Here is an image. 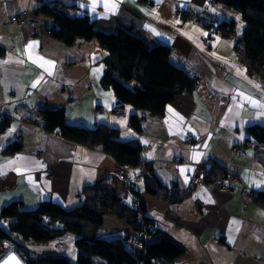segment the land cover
<instances>
[{
	"label": "crops",
	"instance_id": "crops-1",
	"mask_svg": "<svg viewBox=\"0 0 264 264\" xmlns=\"http://www.w3.org/2000/svg\"><path fill=\"white\" fill-rule=\"evenodd\" d=\"M45 3L71 17H89L98 30L123 28L150 46L168 45L170 61L199 83L175 96L161 115L119 103L102 83L107 50L94 38L67 45L52 37L53 19L35 14ZM21 11L35 24L19 23ZM189 12L205 13L207 24L188 22ZM230 19L242 30L239 13L211 0H0V108L9 119L0 132V210L13 200L27 209L45 201L71 208L81 203L85 186L106 182L114 192L128 190L129 201L138 197L145 204L158 232L149 240L164 237L182 250L171 264H264V208L242 195L240 181L222 191L218 183L235 173L253 193L264 191V145L247 130L264 125V107L251 103L264 105V78L249 74L240 59L235 43L241 32L225 36L219 30ZM40 106L63 108L69 124L102 122L119 139L136 140L143 162L168 186L186 188L199 163H212L208 180L179 202L156 198L144 190L145 171L125 175L110 155L29 120ZM117 106L124 115L115 112ZM133 114L140 131L129 124ZM189 132L191 142L185 139ZM12 142L18 150L6 153ZM5 223L0 219L1 227ZM98 234L135 233L108 214ZM136 246L130 239L127 247Z\"/></svg>",
	"mask_w": 264,
	"mask_h": 264
},
{
	"label": "trees",
	"instance_id": "trees-1",
	"mask_svg": "<svg viewBox=\"0 0 264 264\" xmlns=\"http://www.w3.org/2000/svg\"><path fill=\"white\" fill-rule=\"evenodd\" d=\"M211 2L220 3L239 13L243 26L236 38L235 48L246 64L248 73L264 78V0ZM37 13L53 19L49 33L65 44L71 45L78 38H94L107 50L102 83L112 88L121 104H130L161 115L166 104L175 96L190 92L194 87L191 77L170 61V47L166 44L150 46L141 37L123 28L110 32L98 30L89 17H71L56 5L42 4L37 8L35 14ZM217 26L225 36L236 33L234 19L223 20ZM2 52L3 49L0 48V54ZM123 81H132L134 85L129 87ZM29 120L39 123L49 133H57L64 139L103 151L120 166L133 167L130 173L135 169L139 171L138 167L142 166L143 171L139 173L145 171L144 190L156 198L174 203L189 195L187 188H179L177 184H164L151 165L141 159L139 143L136 140L119 139L116 130L106 123L99 122L93 127L69 124L65 120L63 108L50 109L45 106L38 107L35 116ZM8 124L9 119L2 113L0 132ZM129 124L140 131L136 115L129 116ZM247 130L257 144L264 145V125H251ZM18 148L19 145L12 142L4 150L6 153H13ZM208 176L207 168L205 181ZM130 188L135 190L132 185ZM82 193L81 203L71 208H64L50 201L31 209L24 208L19 200L7 203L0 210V219L6 221L4 227L0 226V241H11L25 257V264H95L97 257L103 259L105 264H171L172 259L181 254L182 250L164 237L158 241L148 239L158 232L154 220L145 216L146 206L138 197L131 202L127 199V194L121 197L106 182L87 185ZM252 198L258 206L264 208V191L252 194ZM108 214L115 215L135 234H125L122 237L99 235L104 217ZM67 234H71L73 238L72 257L56 251L33 254L28 247L46 245ZM132 238L136 245H141L136 246V252L127 247Z\"/></svg>",
	"mask_w": 264,
	"mask_h": 264
},
{
	"label": "built area",
	"instance_id": "built-area-1",
	"mask_svg": "<svg viewBox=\"0 0 264 264\" xmlns=\"http://www.w3.org/2000/svg\"><path fill=\"white\" fill-rule=\"evenodd\" d=\"M16 19L19 21V23L21 24H25L27 22L31 23L32 25L35 24V21L32 19H29L26 17V12L25 11H21L17 16ZM187 20L190 23H195V24H199V25H205L208 22L207 19V15L205 13H197V12H189L187 15ZM199 79L195 78L194 79V83H199ZM115 112L119 115H124V110L122 107H116L115 108ZM2 114V110L0 108V115ZM186 141L191 142V140L193 139V134L191 132L187 133L186 137H185ZM249 144H252V142H249ZM233 151L235 154H242L243 150L240 147H233ZM212 164V163H199L196 164L189 182L186 186L187 190L189 192H194L199 186H201L205 180H206V175H207V168L208 166ZM139 171H143V167L139 166ZM122 172L127 175L131 172V170L133 169V167L129 166V165H125V166H121ZM240 181L242 183V188H241V193L244 196H252V194H255L252 192V190H250V187L235 173H230L228 175H226L225 177L221 178L218 183H219V187L220 190H225L227 189L228 184L231 181ZM127 192V191H126ZM124 192H120L119 195L121 197H124V195H126L127 193ZM138 246L141 247L140 244H137ZM15 250V249H13ZM16 252V251H15Z\"/></svg>",
	"mask_w": 264,
	"mask_h": 264
},
{
	"label": "rangeland",
	"instance_id": "rangeland-1",
	"mask_svg": "<svg viewBox=\"0 0 264 264\" xmlns=\"http://www.w3.org/2000/svg\"><path fill=\"white\" fill-rule=\"evenodd\" d=\"M236 32L240 33L241 30L239 28L238 29L236 28ZM73 125H79V124H73ZM72 245H73L72 235L67 234V235H64L63 237H60L56 240H53L47 243L46 245L38 244V245H30L28 247L32 250L33 254H41L43 252L56 251L57 253H65L68 256L72 257L73 252H74ZM0 246H3V248L0 249V256H2L8 250L9 247H12L13 249H15L19 257L23 260V263L25 264V257L23 256L21 252H18L16 250L15 245L11 241L4 239L0 241ZM94 263L95 264H100V263L105 264L104 260L98 257L96 258V262ZM0 264H4V263L1 261Z\"/></svg>",
	"mask_w": 264,
	"mask_h": 264
},
{
	"label": "bare ground",
	"instance_id": "bare-ground-1",
	"mask_svg": "<svg viewBox=\"0 0 264 264\" xmlns=\"http://www.w3.org/2000/svg\"><path fill=\"white\" fill-rule=\"evenodd\" d=\"M0 117H2V114L0 115ZM0 260L4 264H24L23 260L19 257L18 253L13 250L12 247H9L8 250L2 256H0Z\"/></svg>",
	"mask_w": 264,
	"mask_h": 264
},
{
	"label": "snow or ice",
	"instance_id": "snow-or-ice-1",
	"mask_svg": "<svg viewBox=\"0 0 264 264\" xmlns=\"http://www.w3.org/2000/svg\"><path fill=\"white\" fill-rule=\"evenodd\" d=\"M109 5H106V7H108ZM111 7H115V5H111ZM237 19H239V18H237ZM31 47H33V45L32 44H29L28 45V48H31ZM44 63H50V62H48V61H45ZM251 103L252 104H254V105H257V106H259V107H264V105H259L258 104V102L257 101H255V100H251ZM14 259V258H13Z\"/></svg>",
	"mask_w": 264,
	"mask_h": 264
},
{
	"label": "water",
	"instance_id": "water-1",
	"mask_svg": "<svg viewBox=\"0 0 264 264\" xmlns=\"http://www.w3.org/2000/svg\"><path fill=\"white\" fill-rule=\"evenodd\" d=\"M3 248V246H0V249H2Z\"/></svg>",
	"mask_w": 264,
	"mask_h": 264
}]
</instances>
